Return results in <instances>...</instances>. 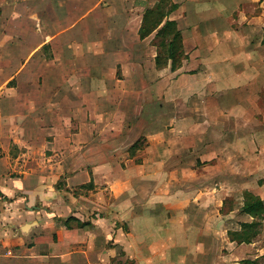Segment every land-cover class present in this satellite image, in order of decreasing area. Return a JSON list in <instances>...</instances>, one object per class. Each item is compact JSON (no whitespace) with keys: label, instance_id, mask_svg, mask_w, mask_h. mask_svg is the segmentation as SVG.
Returning a JSON list of instances; mask_svg holds the SVG:
<instances>
[{"label":"crops","instance_id":"crops-1","mask_svg":"<svg viewBox=\"0 0 264 264\" xmlns=\"http://www.w3.org/2000/svg\"><path fill=\"white\" fill-rule=\"evenodd\" d=\"M134 5L0 0V264H264V214L241 211L244 193L264 204V157L245 143L233 157L229 138L264 131V0H210V26L189 34L213 42L237 10L254 39L222 111L232 73L207 57L206 79L167 77Z\"/></svg>","mask_w":264,"mask_h":264},{"label":"rangeland","instance_id":"rangeland-1","mask_svg":"<svg viewBox=\"0 0 264 264\" xmlns=\"http://www.w3.org/2000/svg\"><path fill=\"white\" fill-rule=\"evenodd\" d=\"M133 1L136 5L133 6V8L136 9V13L135 11H133V13L136 15V17H138L136 20H133V23H131V26H134L137 28L138 25H140V21L138 20L140 18V20L143 17L144 11H146L147 9H150L152 7H154V5L159 1V0H130ZM210 2V0H194V1H190L188 2L187 0H166V3H162L161 4V11L164 13H167L170 10V5H174L175 9L170 12L166 19L170 20V21H174L176 23V26L178 28V30L181 32L183 31L186 34V45L185 47H187V51L188 54L184 55V50L183 49V44H182V51H183V55H182V59L181 62L179 63V66L176 70L180 69L181 67L183 68V72L182 74H184L185 76H192L195 74H197V72H202L204 78L202 79H206V76L208 75V73H205L204 71H206L205 69H201L202 65H206L208 63V60H218L220 62L219 64V69L224 68L225 71L229 73H232L231 76V81L226 84V86H223L222 84H216V87L214 88L215 91L217 92V96L221 97V99H223L222 101V107H220L221 110L222 109H226L228 106H233L235 105V103L230 102V98L232 99L231 96H234L236 94H231L232 90H234L235 86H236V74L238 70H240L242 68V62L241 59L243 58L242 52H240L242 49L246 48L245 46H249L251 44L254 43V39H252V42L249 43L250 39H245L242 37V32H240L239 30H242V27L239 26L238 24V13L237 10L232 13L230 21L226 22V20H224L223 16H220L218 22H217V18H215V26L217 27V29L222 32V36L219 39H215L213 40V42L211 40L208 39H199L198 41H200L199 43L196 40H192L191 36L189 34H192V32L194 30H201V29H207L208 26H210L209 22H207V20H211V11H212V7L208 6V3ZM164 5V6H163ZM163 6V7H162ZM181 6V9L179 11L176 12V10H178V8ZM142 21V20H141ZM229 23V24H228ZM140 27V26H139ZM223 32L225 34H223ZM149 42L150 45L154 46L156 48V56H160V65L159 67H156L157 69L160 70H166V75L167 77H169L170 73H173L176 70H173L172 66H171V62L169 60H164V50L163 48H159V46L161 47V45L163 44L162 42H167L168 39L162 41V39L156 38L155 37V33H152L151 35H149ZM256 45V44H255ZM215 47V51L211 52L209 51L211 48ZM254 46V45H252ZM167 47V46H166ZM197 52L199 54H197ZM220 54H218V53ZM193 56L192 60L198 61V63L200 62L199 65H197L198 63H194L193 61L190 63V55ZM204 55V56H202ZM208 57V60H207ZM154 58V61H155ZM195 58V59H194ZM166 61V62H165ZM214 65H215V61H214ZM215 69L216 71H218V66L215 65ZM219 77L224 76L226 73L223 71H220L219 73H216ZM173 75H171L170 77L172 78ZM201 77V75H200ZM210 78V76H209ZM167 89H171L174 90V87L172 88H168ZM202 89V88H201ZM228 94V96L226 97L225 95ZM225 102V104H223ZM258 106L261 107V112L264 111V105L260 102L258 103ZM227 111V110H225ZM261 118H258V122L264 124V117L262 118V115H260ZM233 126H232V130H233ZM248 130V135L244 138V137H239L237 134L232 133L230 134L229 138H230V143H231V148H232V155L233 157H237L236 151L237 148L242 145V144H246L247 149L250 153V155L254 156L256 155L257 158H263L264 157V147L260 146V139H261V135H262V139H264V131L263 128H258L256 129V132H253V129H247ZM261 132V135H259L258 133ZM242 138H244L242 140ZM210 139H212V137H210ZM256 145L253 146V145ZM234 153V154H233ZM233 171L237 170V167H232L230 168ZM243 170L245 171L246 168H243ZM217 187V186H216ZM232 227V226H231ZM233 228V227H232ZM141 234V232H144L143 230H138L136 233ZM148 234H150V232L148 231ZM157 236V234H156ZM218 247H216V253L214 252V256L216 259V263L220 260L219 255L222 257L224 255L228 254V251L226 249L222 248V245L219 244L217 245ZM139 247V246H137ZM140 249L142 250V247H140ZM174 258H172L173 260ZM124 264H150V263H143V262H138V261H132V262H125ZM153 264H176L174 261L172 262H156Z\"/></svg>","mask_w":264,"mask_h":264},{"label":"trees","instance_id":"trees-1","mask_svg":"<svg viewBox=\"0 0 264 264\" xmlns=\"http://www.w3.org/2000/svg\"><path fill=\"white\" fill-rule=\"evenodd\" d=\"M163 2L166 3V0H159L154 7L147 9L144 12L138 34L140 39L146 38L152 33H155V37L162 39V41L168 39L167 42H162L163 44L161 47L159 46V48H163L164 50V60H169L173 70H176L183 55L182 36L176 23L166 19L167 15L175 9V6L170 5V10L167 13H164L161 11V4ZM155 65L156 67H159L160 56L155 58ZM241 211L253 218L261 219L264 214V204L253 194L244 193ZM256 226L257 224L255 222L241 224L242 229L240 232H230L229 235L231 239H236L238 242H249L257 233L255 229ZM241 264L257 263L246 260L242 261Z\"/></svg>","mask_w":264,"mask_h":264}]
</instances>
